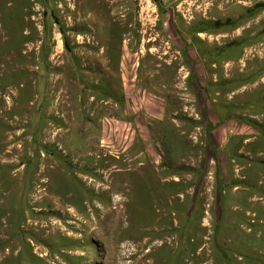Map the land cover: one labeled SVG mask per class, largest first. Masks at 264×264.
Returning a JSON list of instances; mask_svg holds the SVG:
<instances>
[{
  "label": "rangeland",
  "instance_id": "374dc122",
  "mask_svg": "<svg viewBox=\"0 0 264 264\" xmlns=\"http://www.w3.org/2000/svg\"><path fill=\"white\" fill-rule=\"evenodd\" d=\"M109 1L0 0V264H264V0Z\"/></svg>",
  "mask_w": 264,
  "mask_h": 264
},
{
  "label": "bare ground",
  "instance_id": "6f19581e",
  "mask_svg": "<svg viewBox=\"0 0 264 264\" xmlns=\"http://www.w3.org/2000/svg\"><path fill=\"white\" fill-rule=\"evenodd\" d=\"M69 2H73L74 0H68ZM109 0H107V2H108ZM110 2V1H109ZM83 178V177H82ZM87 178H83V181L84 182H86L87 180H86ZM93 179V178H92ZM88 182V181H87ZM91 182V181H90ZM96 185V184H95ZM88 186L89 187H92L93 186V183H89L88 184ZM103 186V185H102ZM94 187V186H93ZM110 187V186H109ZM103 188V187H102ZM41 190V189H40ZM40 190H38L37 191V195L40 197V199H44L43 198V193L40 191ZM111 190V188H103L101 191L102 192H105V191H110ZM97 193V192H96ZM99 194V193H98ZM103 194V193H102ZM121 201V199H116V202L117 203H119ZM105 206V205H104ZM96 210H101V211H104L105 210V208L104 207H102V208H99V207H95L94 206V208H91V210H89V211H87L86 213H84V214H82V215H88V217H84V218H79L78 217V219H77V217H75V220H76V224L77 223H79V225H82V226H85V227H93V225H95V221L92 219V217H93V212H95ZM71 212H73V213H76L77 211L75 210V209H69V213H71ZM122 212V211H121ZM119 213H120V211H119V208H117L116 209V215L117 216H120L119 215ZM76 215V214H75ZM78 215H80V214H78ZM251 215V214H250ZM70 216V215H69ZM249 216V215H248ZM95 217V216H94ZM116 217V216H115ZM250 217V216H249ZM118 218V217H117ZM119 219V218H118ZM117 220V219H116ZM75 224V223H74ZM39 225V224H38ZM78 226V225H77ZM40 227V226H39ZM74 227V226H73ZM72 227V228H73ZM41 229H43V230H45L46 229V231H49V232H54V233H57V232H59L60 234L61 233H65L66 235H68L69 237H73L74 236V234L73 233H69V234H67V230L63 227V225L62 224H60L59 222H57V221H55V220H53V219H50V220H48L47 222H44V225H42L41 227H40ZM82 228V227H81ZM83 229V228H82ZM52 233H51V235H52ZM48 234V233H47Z\"/></svg>",
  "mask_w": 264,
  "mask_h": 264
},
{
  "label": "crops",
  "instance_id": "0c3cea01",
  "mask_svg": "<svg viewBox=\"0 0 264 264\" xmlns=\"http://www.w3.org/2000/svg\"><path fill=\"white\" fill-rule=\"evenodd\" d=\"M132 82H133V78L130 82L128 81V85L130 88L133 87ZM125 84H127V82ZM141 110L144 111V113L148 117H151L158 122L165 123L166 121H168V115L165 109V104H162L160 99L154 97H148L146 100V105L141 106ZM148 144H150V142H148Z\"/></svg>",
  "mask_w": 264,
  "mask_h": 264
}]
</instances>
